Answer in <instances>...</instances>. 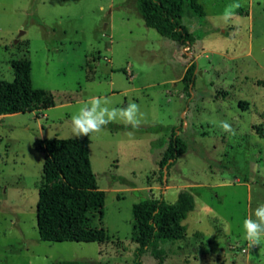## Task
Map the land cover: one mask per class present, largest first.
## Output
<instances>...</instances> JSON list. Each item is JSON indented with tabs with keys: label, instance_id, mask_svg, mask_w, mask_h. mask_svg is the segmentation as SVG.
I'll use <instances>...</instances> for the list:
<instances>
[{
	"label": "rangeland",
	"instance_id": "rangeland-1",
	"mask_svg": "<svg viewBox=\"0 0 264 264\" xmlns=\"http://www.w3.org/2000/svg\"><path fill=\"white\" fill-rule=\"evenodd\" d=\"M198 1L205 16L186 7L195 43L185 47L149 27L138 0H0V80L14 81L12 62L27 59L34 87L56 101L0 117V264H137L134 205L161 195L176 204L183 190L196 210L185 237L161 241L164 264H264V240L249 248L242 227L264 202V0ZM91 96L110 107L134 101L143 113L136 129L88 136L106 194L104 215L93 211L89 225L107 240L44 241L37 206L45 152L36 142L78 139L71 116ZM175 132L187 152L161 170ZM142 264L157 260L147 253Z\"/></svg>",
	"mask_w": 264,
	"mask_h": 264
},
{
	"label": "trees",
	"instance_id": "trees-1",
	"mask_svg": "<svg viewBox=\"0 0 264 264\" xmlns=\"http://www.w3.org/2000/svg\"><path fill=\"white\" fill-rule=\"evenodd\" d=\"M204 17L205 9L198 0H138V10L146 24L168 39L185 47L195 43V37L183 22L186 7ZM14 81L0 80V117L22 113L43 112L56 106L54 95L36 88L31 77V62L21 59L12 62ZM197 63L187 70L184 82L187 90L195 82ZM112 130L126 126L109 124ZM90 139L52 138L38 140L36 146L45 152L44 182L39 190L37 206L38 230L42 240L48 242L100 243L107 240L104 228L90 227V214L104 215L105 191L98 186L92 168ZM187 152V144L175 132L168 151L161 161V170L175 164ZM166 185V182H164ZM167 186V185H166ZM196 210V200L187 190L180 192L176 204L159 198H147L134 205L135 261L142 264L145 254L164 264L161 241L185 237V221ZM63 264H86L66 261Z\"/></svg>",
	"mask_w": 264,
	"mask_h": 264
},
{
	"label": "clouds",
	"instance_id": "clouds-1",
	"mask_svg": "<svg viewBox=\"0 0 264 264\" xmlns=\"http://www.w3.org/2000/svg\"><path fill=\"white\" fill-rule=\"evenodd\" d=\"M111 101L105 96H91L84 101L71 116V133L75 138L88 137L100 133L115 122L123 123L132 129L138 128L143 120L140 105L134 101L124 107H110ZM223 131L235 134V130L227 121H220ZM244 238L248 247L259 246L264 240V202L258 203L254 211L243 220Z\"/></svg>",
	"mask_w": 264,
	"mask_h": 264
}]
</instances>
